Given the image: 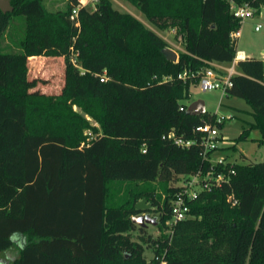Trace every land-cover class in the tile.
Masks as SVG:
<instances>
[{"label": "trees", "instance_id": "16d2710c", "mask_svg": "<svg viewBox=\"0 0 264 264\" xmlns=\"http://www.w3.org/2000/svg\"><path fill=\"white\" fill-rule=\"evenodd\" d=\"M86 1L49 12L42 0H9L13 11H0V43L16 39L15 52L0 51V254L17 236L23 244L8 264H264V161L227 164L229 181L201 191L172 233L153 238L131 221L145 199L165 231L178 181L211 165L198 144L181 148L168 135L191 140L201 123L222 128L214 115L186 113L197 80L176 76L232 63L240 22L228 3L126 0L158 31L174 30L182 51L173 63L163 38L133 15L111 0ZM233 1L256 15L264 7ZM35 57L62 59L58 93L30 78ZM236 70L226 96L244 100L252 117L236 141L257 130L264 147V63L246 57ZM154 181L158 196L141 186Z\"/></svg>", "mask_w": 264, "mask_h": 264}, {"label": "rangeland", "instance_id": "374dc122", "mask_svg": "<svg viewBox=\"0 0 264 264\" xmlns=\"http://www.w3.org/2000/svg\"><path fill=\"white\" fill-rule=\"evenodd\" d=\"M47 11L56 12L61 11L66 6L67 0H42ZM112 6L120 11L133 15L139 21H141L147 28L154 31L157 35L163 38L167 43V48L172 49L177 54L182 51L181 46L177 42L174 30H167L160 32L155 29L151 24L148 23L144 15L131 5L126 0H111ZM91 5V4H89ZM92 6V5H91ZM256 23H261L262 28L260 31H254ZM19 28H21V19L15 17L13 19V31L19 35ZM241 35L237 40V51L243 50L247 56L262 59L264 55V16H255L253 18H247L241 24ZM15 38L11 39L6 36L0 43L1 52H15L16 49L13 46ZM41 63L36 62L30 66L31 73L30 78L37 77L44 80L43 84L39 85V89L45 93L54 94L58 93L61 88L62 82V60L58 58L41 59ZM36 65V68H35ZM229 66V64H226ZM195 100H202L205 106V112L209 115H214L218 119L223 121L220 134L222 136V143L220 144L221 150L213 153L212 159H218L223 157L224 160L230 163L248 164L258 163L264 161V147L260 146L256 140L259 138V132L257 130H251L246 140L236 141L242 130L248 126V123L252 121V117L249 114L250 108L246 102L240 98L221 96L219 90L201 91L199 87L191 83L190 85V99L186 101L187 106ZM77 110L76 107H73ZM87 118V117H86ZM89 122L95 125L90 118H87ZM89 131H85L87 134ZM232 145L235 146V150L230 148ZM182 178L180 179V181ZM177 184H179V182ZM142 187L150 188L155 190V195L158 196L161 191L160 182H148L142 183ZM142 200V199H141ZM149 204V203H147ZM155 217L153 212L150 217ZM146 233L150 234L153 238L166 235L167 231H161L156 226L148 225L145 227ZM136 235V232L133 233ZM14 239V238H13ZM14 247L2 254H0V264H8V262L15 256H17L18 248L23 244L22 237H15ZM146 259L152 257V252L149 248L144 250Z\"/></svg>", "mask_w": 264, "mask_h": 264}, {"label": "built area", "instance_id": "2783aa9c", "mask_svg": "<svg viewBox=\"0 0 264 264\" xmlns=\"http://www.w3.org/2000/svg\"><path fill=\"white\" fill-rule=\"evenodd\" d=\"M225 1L229 5L230 13L239 20L240 27L247 18L264 16V7L262 6L260 7L261 12L256 15L257 8L250 4L244 3L237 5L233 0ZM96 2L97 0H87L83 6L88 4L94 6ZM71 14V18L76 17L77 9H73ZM76 25H78V23H76ZM261 28L262 24L256 23L254 31H260ZM240 34L241 29L239 28L236 32L231 34V37L237 41ZM237 57L236 53L232 64H234ZM72 62L74 63V61ZM234 74L233 67L225 69L219 63L208 62L206 68L195 72L184 70L178 73L176 78L181 81H193L196 79V86L199 87L201 91L219 90L221 96H226L227 89L231 87V76ZM170 79L171 77H164L163 81H168ZM100 81H104V76L100 78ZM216 120L218 123L222 122V120L217 117ZM194 132L197 134V138L191 140L177 137L173 132L169 133L168 138L172 139L173 143L181 148H188L198 144L201 148L203 159L207 160L211 165L205 172L198 171L193 175L182 177V180L179 182L180 189L174 194L170 201V217L165 222V226L167 227L165 231H167L168 234L172 233L173 226L177 222L190 217L189 202L196 199L201 191L210 190L211 187H218L222 183H227L230 176L234 173L233 169L227 170L226 173L223 171L227 164L231 166L233 163L224 160L223 157L215 160L212 159L213 153L220 149V144L223 141L218 127L209 123H201L194 128ZM155 259H158V257H155ZM159 264H165L162 258Z\"/></svg>", "mask_w": 264, "mask_h": 264}, {"label": "water", "instance_id": "95a60500", "mask_svg": "<svg viewBox=\"0 0 264 264\" xmlns=\"http://www.w3.org/2000/svg\"><path fill=\"white\" fill-rule=\"evenodd\" d=\"M0 11L3 14L11 13L13 11L9 0H0ZM162 53L168 61H171L173 63L177 62L178 54L172 49L165 47L162 50ZM204 112L205 106L202 100L192 101L186 109V113L193 116L202 115ZM150 208L151 205L147 204L145 199L138 201L135 204V209L144 212H142V214L132 217L131 221L139 227H147L148 225L156 226L157 219L155 217H150L147 213H145Z\"/></svg>", "mask_w": 264, "mask_h": 264}, {"label": "crops", "instance_id": "0c3cea01", "mask_svg": "<svg viewBox=\"0 0 264 264\" xmlns=\"http://www.w3.org/2000/svg\"><path fill=\"white\" fill-rule=\"evenodd\" d=\"M263 12V11H262ZM260 17H262V16H260ZM241 35V34H240ZM236 47H237V41H236ZM239 53H242V57H239L238 56V54ZM262 54L264 55V51H262ZM237 59H236V61L234 62V64H232V63H230L229 64V66H226V64H220L223 68H225V69H228V68H231V67H233V70H234V73L235 74H237L238 72H237V70H236V64H237V62L239 61V60H242V59H244V58H246V57H249V56H247L246 55V53L243 51V50H241V51H237ZM34 60H41L42 58H39V57H35V58H33ZM59 60H62L61 58H58ZM262 61H263V63H264V58H262L261 59ZM250 112V111H249ZM221 136V135H220ZM222 137V136H221Z\"/></svg>", "mask_w": 264, "mask_h": 264}, {"label": "flooded vegetation", "instance_id": "af4514ba", "mask_svg": "<svg viewBox=\"0 0 264 264\" xmlns=\"http://www.w3.org/2000/svg\"><path fill=\"white\" fill-rule=\"evenodd\" d=\"M145 213H147L149 216L151 215V213H152V210H151V208L148 210V211H146ZM154 217V216H153Z\"/></svg>", "mask_w": 264, "mask_h": 264}, {"label": "bare ground", "instance_id": "6f19581e", "mask_svg": "<svg viewBox=\"0 0 264 264\" xmlns=\"http://www.w3.org/2000/svg\"><path fill=\"white\" fill-rule=\"evenodd\" d=\"M238 56H239V57H242V53H239Z\"/></svg>", "mask_w": 264, "mask_h": 264}]
</instances>
